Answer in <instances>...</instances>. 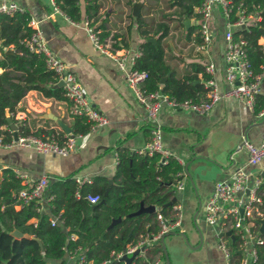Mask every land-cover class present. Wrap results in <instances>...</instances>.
Here are the masks:
<instances>
[{"label":"crops","instance_id":"0c3cea01","mask_svg":"<svg viewBox=\"0 0 264 264\" xmlns=\"http://www.w3.org/2000/svg\"><path fill=\"white\" fill-rule=\"evenodd\" d=\"M15 1L21 10L28 13L31 28L40 32L47 48L73 73L91 106L107 119V123L76 137L75 148L65 156L26 151L19 147H0V169L10 166L29 180L43 175L48 183L68 175L89 179L101 176L111 181L117 163L116 148L136 152L149 140L143 107L126 85L113 59L92 45L82 24L84 15H81L80 21L72 22L61 11L53 9L50 0ZM98 1L101 5L99 13L107 18L109 36L119 34L130 23L126 49H138L142 39L136 32L132 17L138 14L140 1L130 0L129 8L124 5V0ZM133 3L138 4L136 15L131 13ZM79 6L82 9V0ZM128 13L131 18L126 17ZM186 20L185 25L183 21ZM179 21L181 26L176 22L171 24L168 36L162 40L167 61L177 76L189 71L188 64L191 62L201 65L210 62L215 68L213 78L219 90L225 89L222 53L226 43L223 39L224 20L220 12L215 9L209 22L213 32L209 49L199 50L193 40L185 39L186 29L197 26L195 19L179 18ZM198 31V28L195 29L192 35ZM110 42L107 38L104 44L110 45ZM258 95L264 98V77ZM67 109L66 99L55 100L44 97L36 90H28L12 117L29 133L52 130L64 138L67 134L74 135L71 130L73 120ZM262 111L259 115L243 102L224 97L204 114L167 106L157 113L155 122L161 130V144L176 157L175 161L182 170V189L179 192L173 190L172 197L181 209L179 227L163 238L169 264H227L216 248L214 230L203 220V206L213 185L228 179L234 167L244 165V143L259 144L264 128V108ZM65 129L70 131L66 132ZM263 169L264 158L249 171L262 177ZM42 211H47L46 204ZM262 215L264 217V209ZM71 235L75 239V235ZM229 240L234 242L233 238ZM156 245L161 250L159 241ZM145 254L141 256L145 261L142 264H165L163 253L160 256L158 252L149 250ZM68 258V253L64 252L60 261Z\"/></svg>","mask_w":264,"mask_h":264},{"label":"trees","instance_id":"16d2710c","mask_svg":"<svg viewBox=\"0 0 264 264\" xmlns=\"http://www.w3.org/2000/svg\"><path fill=\"white\" fill-rule=\"evenodd\" d=\"M79 1L53 0V3L72 22L80 21L81 15H84L87 25L96 32L102 44L109 38L111 50L128 48L126 34L131 27L130 23L119 34L109 36L107 18L99 13V1L82 0V9ZM139 1L138 14L132 17L128 13L126 17H132L136 32L142 39L138 44L140 56L134 61V68L147 73L141 88L147 92L160 90L176 101L204 100L207 89L203 83L209 75L204 73L203 65L191 62L188 64L189 71L177 76L173 66L167 61L162 44V40L168 36L172 21L181 26L179 18H199L196 8L202 0ZM230 2L229 21L235 18L238 10L258 17L253 24L232 33L233 39L241 38L245 41L246 56L251 69L256 73L261 61L257 39L261 35L259 29H264V0ZM130 4V0H124V5L128 8ZM197 28L195 25L188 27L185 39L200 45L202 38L199 31L192 35ZM33 31L26 11L0 15L1 143L8 142L13 134H31L43 138L52 136L58 141L64 139L61 134L52 130L29 133L26 127L12 117L17 104L28 90H36L47 98L65 100L60 87L52 88L56 83L55 75L45 66L43 56L25 45ZM150 38L155 41H149ZM161 79L164 80L161 82ZM263 108L264 98L256 95L253 112L258 113ZM7 118L14 126L13 132L10 131ZM72 120V134H85L88 131L89 123L84 118L72 117ZM115 152L117 163L110 184L101 176L92 177L90 183L80 185L74 182L71 175L55 179L48 183L47 193L50 199L46 203L47 211L41 212L36 210V202H24L18 196V191L27 186L22 184L15 170L10 166L1 168L0 264H46L49 261H60L64 252L73 251L77 247L82 249L87 261L97 264L107 259L111 251L119 252L126 245L135 244L144 235L158 231L155 212L126 216L138 208L139 201L145 206L153 205L162 217L172 220L173 202L170 205L166 203L173 197L171 184L181 179V166L170 156L162 163L155 153L147 155L138 151L130 152L123 147L116 148ZM87 194L97 195L98 201L89 203L85 199ZM261 209H264V199ZM52 217L56 218L54 225H50ZM118 217L121 220L108 228L110 221ZM12 231L27 237H13L10 235ZM71 234L75 235V239H69ZM261 237L264 240V233ZM229 244L233 255H236L234 242L229 240ZM149 250L162 256L157 245L147 248L146 253ZM257 256L258 264H264V242L257 248ZM132 262L142 264L145 261L142 257H136Z\"/></svg>","mask_w":264,"mask_h":264},{"label":"built area","instance_id":"2783aa9c","mask_svg":"<svg viewBox=\"0 0 264 264\" xmlns=\"http://www.w3.org/2000/svg\"><path fill=\"white\" fill-rule=\"evenodd\" d=\"M50 1L52 8L59 11L53 0ZM230 3V0H202L196 8V12L199 15L196 23L202 38V42L197 48L199 50L204 49V46L211 40L213 32L209 27V22L215 9L220 12L224 20L223 39L226 43L222 53V78L225 89L220 91L217 82L213 78L215 73L214 65L210 62H205L203 71L209 75V78L204 81L203 85L207 91L204 100L198 102L190 99L176 101L167 97L160 90L150 92L143 90L141 87L147 77V73L144 70L134 68V61L140 56V51L138 49L111 50L108 44H102L99 41L96 32L83 19L82 24L92 45L99 52L113 59L117 69L123 74L126 85L132 90L137 101L144 109L150 137L144 147L138 151L139 153L147 155L158 154L162 163L169 156L176 158L162 146L161 130L155 122L157 113L164 106L188 110L196 114H204L217 100L224 97H233L252 110L255 97L259 93L260 82L264 77V35L261 34L257 39L261 61L258 72L254 73L246 56L245 41L241 38L233 39L232 33L234 30L253 24L258 20V17L253 14L246 15L243 10H238L235 13V18L229 21ZM20 10L15 0H0V15H11ZM25 45L31 51L40 53L43 56L45 66L55 75L56 83H61L60 88L63 96L68 101L67 113L70 117L84 118L89 123L88 130L90 131H94L107 123V119L91 106L73 73L47 48L38 30L34 29L29 39L26 40ZM261 111L257 114L261 115L263 113ZM10 131L13 132L14 130L10 129ZM78 136L80 134H67L62 141H58L52 136L43 138L31 134H13L8 142H0V147H19L26 151L65 156L75 148V138ZM244 148L246 152L244 165L234 167L228 179L216 182L203 206V220L214 230L216 248L221 252L227 264H258L257 248L264 242L258 230V220L263 216L261 206L263 204L264 180L261 176L252 175L249 171L250 168L255 167L264 158V128L260 134L259 144L253 145L245 142ZM262 172L264 174V169ZM15 173L21 178L22 184L27 186L26 189L18 191V196L24 202H36L38 204L36 210L41 212L43 205L50 199L47 193V178L41 175L35 180H29L26 175L17 171ZM73 179L77 185L90 183L89 178L73 177ZM171 187L175 192L181 191V179L176 180L171 184ZM85 199L89 203L94 204L99 198L97 195L87 194ZM172 211L173 219L167 220L154 207L155 219L159 224L158 231L154 234L144 235L135 244L126 245L119 252L111 251L107 259L97 264L115 263L123 254L129 256L136 249H138V252L134 258L143 256L147 248L156 245L162 235L173 232L179 227L181 209L177 201L173 202ZM55 223L56 218L52 217L50 225ZM227 231H229V235H225ZM229 236L234 239V251L238 255H233V249H231L229 244ZM69 239L73 240L72 235L69 236ZM66 252L69 257L68 260L47 262L46 264H92L91 261L85 259L80 247Z\"/></svg>","mask_w":264,"mask_h":264},{"label":"water","instance_id":"95a60500","mask_svg":"<svg viewBox=\"0 0 264 264\" xmlns=\"http://www.w3.org/2000/svg\"><path fill=\"white\" fill-rule=\"evenodd\" d=\"M137 8H138V4L137 3H133L132 6H131V13L132 15H136L137 14ZM183 24H187V20L186 21H183ZM259 32L260 34H263L264 35V29H259ZM149 41L151 42H154V38H150L148 39ZM164 79H161V82L163 81ZM57 87H61V83L58 82L56 83L55 85L52 86V88H57ZM7 123L10 124V120L9 118L6 119ZM10 129L14 130V127L12 124H10ZM66 132H69L70 130L69 129H65ZM263 177V180H264V174L262 175ZM111 181L108 180V183H110ZM107 188L105 189V192H106ZM174 201V198H172L169 202L166 203V205H170L172 202ZM154 212V206L153 205H147V206H144L142 204L141 201L138 202V208L127 214L126 216L128 217H131V216H136V215H139V214H143V213H153ZM121 220V218H115V219H112L110 221V224L108 225V228L111 227L113 224L119 222ZM259 222V232H264V221L263 219H259L258 220ZM168 234V233H167ZM165 234V235H167ZM10 235L13 236V237H21V236H24V237H27L26 235H21L19 232L17 231H12L10 232ZM165 235H162L159 239V243H160V246H161V250H162V253H163V256H164V262L165 264H169V260H168V257H167V252L165 250V247H164V244H163V238L165 237ZM225 235H229V231L225 232ZM231 239L232 237L229 236ZM142 248V247H141ZM138 252V249L134 250L129 256L123 254L121 257H119L117 259V261H115V263H122V264H130L133 259H134V256L137 254Z\"/></svg>","mask_w":264,"mask_h":264},{"label":"rangeland","instance_id":"374dc122","mask_svg":"<svg viewBox=\"0 0 264 264\" xmlns=\"http://www.w3.org/2000/svg\"><path fill=\"white\" fill-rule=\"evenodd\" d=\"M160 7H162V4L160 5ZM173 23H174V21L171 22V24H173ZM209 24H210V23H209ZM175 29L177 30L178 28H175ZM204 47L209 49V48H210V44L205 45Z\"/></svg>","mask_w":264,"mask_h":264}]
</instances>
